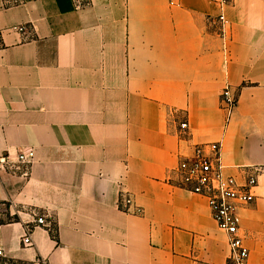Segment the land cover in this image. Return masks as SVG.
Here are the masks:
<instances>
[{"label":"crops","instance_id":"0c3cea01","mask_svg":"<svg viewBox=\"0 0 264 264\" xmlns=\"http://www.w3.org/2000/svg\"><path fill=\"white\" fill-rule=\"evenodd\" d=\"M82 3L0 0V264H227L207 199L175 172L216 141L229 175L257 176L240 232L264 264V0H232L225 39L211 0ZM226 85L238 105L225 129ZM37 215L52 227L25 246Z\"/></svg>","mask_w":264,"mask_h":264},{"label":"built area","instance_id":"2783aa9c","mask_svg":"<svg viewBox=\"0 0 264 264\" xmlns=\"http://www.w3.org/2000/svg\"><path fill=\"white\" fill-rule=\"evenodd\" d=\"M83 0H75L76 7L83 5ZM219 9V14L215 18L221 25V34L225 39V27L227 24L226 8L232 0H211ZM172 5L176 0H170ZM13 31L25 33V25H16L12 27ZM0 29V37L2 35ZM224 55L228 57V43L224 41ZM238 99L232 91L230 85H226L220 95V106L224 113L225 129L230 124L236 108ZM182 131H188L190 126L188 121L180 124ZM223 142H209L196 144L194 152L190 156L182 157L176 168L178 186L190 192L204 196L210 207L212 215L218 225V228L226 233L230 255L227 264H249V249L247 248L244 236L241 234V208L254 202L256 194L254 188L258 184L257 176L250 174L243 183H240L236 177L226 172V165L222 158ZM33 159V152L20 153L17 157V163L20 165H30ZM4 167V161H0V169ZM13 173L29 175V170L21 167L12 169ZM132 198L121 193L119 205L122 211L130 212ZM140 209L135 210L140 214ZM34 227L51 228V222L46 215H37L33 220V227L26 228L22 243L25 246L33 245L32 230ZM2 251L0 250V254Z\"/></svg>","mask_w":264,"mask_h":264},{"label":"rangeland","instance_id":"374dc122","mask_svg":"<svg viewBox=\"0 0 264 264\" xmlns=\"http://www.w3.org/2000/svg\"><path fill=\"white\" fill-rule=\"evenodd\" d=\"M2 209H4V207H2ZM8 219L9 218L6 217V216H0V220H2V221L8 220ZM4 264H22V263H19V262H16V261H7Z\"/></svg>","mask_w":264,"mask_h":264},{"label":"trees","instance_id":"16d2710c","mask_svg":"<svg viewBox=\"0 0 264 264\" xmlns=\"http://www.w3.org/2000/svg\"><path fill=\"white\" fill-rule=\"evenodd\" d=\"M15 219H17V218H15ZM0 223H3V221H2V220H0Z\"/></svg>","mask_w":264,"mask_h":264}]
</instances>
